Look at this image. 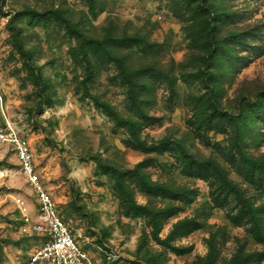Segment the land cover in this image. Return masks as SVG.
<instances>
[{"label":"rangeland","instance_id":"1","mask_svg":"<svg viewBox=\"0 0 264 264\" xmlns=\"http://www.w3.org/2000/svg\"><path fill=\"white\" fill-rule=\"evenodd\" d=\"M191 1L0 0V130L94 264H264V0ZM1 171L0 264H26L4 142Z\"/></svg>","mask_w":264,"mask_h":264},{"label":"built area","instance_id":"2","mask_svg":"<svg viewBox=\"0 0 264 264\" xmlns=\"http://www.w3.org/2000/svg\"><path fill=\"white\" fill-rule=\"evenodd\" d=\"M0 142L8 143L18 162L19 172L29 184L36 200L38 220L33 221L28 206L20 196L16 206L27 228L44 236L43 241L29 254L26 264H94L88 251L77 241L56 207L50 192L36 170L28 139L12 128L0 130ZM4 172H0L3 175ZM114 257L109 254L108 258Z\"/></svg>","mask_w":264,"mask_h":264},{"label":"trees","instance_id":"3","mask_svg":"<svg viewBox=\"0 0 264 264\" xmlns=\"http://www.w3.org/2000/svg\"><path fill=\"white\" fill-rule=\"evenodd\" d=\"M188 2H190V0H187V3ZM202 4H204L206 6V8L209 7L208 0H202L201 6H202ZM128 40H130V39H128ZM89 42L91 43L92 46H95V47H98L100 43L102 45V42H100L98 40H93V41H89ZM118 68H120L121 72H122V76H123L122 83L127 86L126 94H129L128 98H130L132 105H134L136 107V110H138L137 116H140V118H141V116H143V115H142V112L140 111V109H138L139 106H138V103H136L137 101L135 100L136 97L134 95H136V93L140 92L138 90L142 91V89H143V84H142L139 77L142 76L146 72V70L145 69H137L133 72H128V71H125L121 65H119ZM106 111L108 112V114H111V113H109V111L107 109H106Z\"/></svg>","mask_w":264,"mask_h":264}]
</instances>
